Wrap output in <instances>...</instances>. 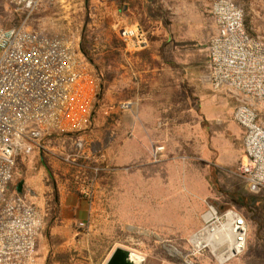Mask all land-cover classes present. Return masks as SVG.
I'll return each mask as SVG.
<instances>
[{"label": "crops", "instance_id": "obj_1", "mask_svg": "<svg viewBox=\"0 0 264 264\" xmlns=\"http://www.w3.org/2000/svg\"><path fill=\"white\" fill-rule=\"evenodd\" d=\"M201 1L175 0L170 6L176 18L169 23V30L187 42L202 31L200 27L207 26L205 51L200 47L197 54L210 85L207 45L216 25L211 4L203 5ZM136 26L140 27L137 22L127 27ZM132 43L125 44L119 68L120 104L129 102L130 108L123 110L119 104L115 110L111 108L103 114L104 135L102 141H95L96 149L92 151L97 156L96 163L89 167L93 176L79 188L82 191L79 194L59 192L58 217L50 226L51 235L59 231L70 235L72 228L79 229L77 224L83 222L86 229L79 230L87 235H105L117 232L118 228V233L152 234L162 244L185 241L201 228L203 204L208 198L207 170L202 171L201 166L209 165L222 176L232 178L244 162V129L234 121L240 128L236 126L240 163L230 172L218 167V160L225 157L222 147L225 136L218 129L222 128L223 114L218 112V104L223 106L227 95L236 106L234 92L196 83L187 75V63L192 59L182 48L171 47L172 63L165 64L161 53L167 55V51H160L161 44L156 43L157 49L146 41L138 49ZM105 100L109 106L113 104L108 93ZM259 109V122L264 125V117H260L264 105ZM157 146H163L164 150L155 160L153 152ZM186 149L192 150L186 153ZM185 178L198 189L195 203L183 192ZM41 239L37 241L36 264H45L49 255L70 254L71 244H41Z\"/></svg>", "mask_w": 264, "mask_h": 264}, {"label": "built area", "instance_id": "obj_2", "mask_svg": "<svg viewBox=\"0 0 264 264\" xmlns=\"http://www.w3.org/2000/svg\"><path fill=\"white\" fill-rule=\"evenodd\" d=\"M6 1L25 16L16 27L0 28V264H36L43 214L35 202L11 188L16 159L33 148L42 149L47 136L84 130L100 84L77 40L25 26L44 0ZM210 11L216 25L207 45L210 86L234 92L232 117L244 129V162L236 175L249 190H264V125L259 122V108L264 105V39L246 31L243 10L233 0H213ZM118 35L124 44L134 42L138 49L146 45L138 26L122 28ZM130 105L123 102L120 108ZM163 150V146L154 148L155 160ZM210 211L212 219L203 221V227L211 222L225 224L215 240L232 251L244 250V217L234 209L218 213L208 206L205 213ZM77 227L86 229L83 222Z\"/></svg>", "mask_w": 264, "mask_h": 264}, {"label": "rangeland", "instance_id": "obj_3", "mask_svg": "<svg viewBox=\"0 0 264 264\" xmlns=\"http://www.w3.org/2000/svg\"><path fill=\"white\" fill-rule=\"evenodd\" d=\"M212 1L202 0L201 3L209 5ZM233 1L243 10L246 31L264 39V0ZM174 2L175 0H44L25 25L28 29L47 35L71 37L79 44L86 42L95 64L111 78L94 118L84 130L70 136L62 134L47 136L41 142L42 149L33 148L29 155L16 159L11 188L17 191V185L21 182L20 193L26 195L41 209L44 221L41 244H71L69 247L71 251L67 257L50 256V264H104L116 247L139 255L142 258L139 264H218L208 250L195 251L189 238L185 241L176 240L173 244H162L152 234L118 233V228L116 233L105 235H87L76 227L72 228L70 235L62 231L51 235L50 231V226L53 225L55 192L58 195L60 191L77 194L82 192L80 189L93 176L89 167L95 166L96 163L94 160L97 156L92 151L96 149L95 141L97 139L102 141L104 135L106 122L103 114L109 112L111 108L115 110L120 104L122 87L119 68L125 55V46H121L123 41L118 35L120 29L136 22L141 28L142 22L147 27L148 34L154 37L153 42L148 44L157 49L156 43L161 44L160 51H167V55L161 53V60L165 64L172 63L173 58L169 51L173 46L182 48L181 50L185 51V54L188 53L192 59L187 63V75L196 83L210 89L203 69L198 64L197 54L200 47L203 52L205 51L206 41L203 39L207 26L200 27L202 31H197L194 37L184 42L181 35L173 34L169 30V23L176 18V12L171 8ZM24 16L21 12H15L6 0H0V28L18 26ZM123 86V94L126 95V85ZM107 93L113 100L111 106L105 100ZM234 108L233 99L227 95L223 99V106L220 102L218 104V112L223 114L222 128L218 129H221L225 136L222 141L225 157L218 160V167L228 172L231 168L234 170L240 163L241 154L236 132L238 125L230 116ZM260 117H264V112L260 113ZM84 136L86 137L82 138ZM84 139L88 142H84ZM90 142L94 148L90 146ZM191 150L186 149V153ZM42 161L50 171L51 177L43 167ZM201 169L207 170L208 183V198L205 205L202 203L201 228L204 226L202 216L208 206H212L218 213L234 209L247 223L245 250L224 264H264V190L248 192L245 183L237 175L232 178L222 176L218 169H211L209 165L207 168L201 166ZM183 192L195 203L196 195H199L198 189L194 184L190 185V182L188 184L186 178ZM249 197H255L260 201L255 207L246 206L245 202ZM67 238L70 240L67 241ZM173 251L178 253L175 254Z\"/></svg>", "mask_w": 264, "mask_h": 264}, {"label": "bare ground", "instance_id": "obj_4", "mask_svg": "<svg viewBox=\"0 0 264 264\" xmlns=\"http://www.w3.org/2000/svg\"><path fill=\"white\" fill-rule=\"evenodd\" d=\"M213 214V211L205 213L202 216L203 221L209 222L212 219ZM224 225H217L215 222H211L207 226L199 229L196 233L192 234L189 238V242L193 245L195 251L202 252L208 250L218 264H224L233 257L240 255L245 250L244 248V250L232 251V248L225 242L215 240L218 238V231H220ZM131 257L137 264L142 260V258L136 254H131Z\"/></svg>", "mask_w": 264, "mask_h": 264}, {"label": "trees", "instance_id": "obj_5", "mask_svg": "<svg viewBox=\"0 0 264 264\" xmlns=\"http://www.w3.org/2000/svg\"><path fill=\"white\" fill-rule=\"evenodd\" d=\"M141 29L145 35V39L147 41V43H152L153 40H154V37L150 36V34H148V30H147V27H145L143 25V23L141 22ZM125 44L124 42L121 43V46L124 47ZM79 48L82 52V54L84 55V57L86 58V60L89 62V64L94 68L96 74H97V77L99 79V84H100V91H99V95H98V98H97V101L95 103V107H94V110H93V114H92V117H91V120L94 118L95 114H96V111L98 110V107L100 105V102L102 101L103 97H104V94L110 84V77H107L106 74H104L101 70H100V67H98L95 62H94V59L92 57V54L91 52L88 50V48L86 47V42H83L82 44H79ZM64 136H70L71 134H62ZM42 165L43 167L45 168L47 174L50 176V171L48 170L47 166L43 163L42 161ZM51 177V176H50ZM58 199H59V195L57 192H55V200H54V206H53V214H52V220L53 222L55 221V219L58 217ZM260 200L255 198V197H249L247 199V202H245L246 206H250V207H255L256 206V203L259 202ZM51 260H50V255L46 261L45 264H50Z\"/></svg>", "mask_w": 264, "mask_h": 264}, {"label": "water", "instance_id": "obj_6", "mask_svg": "<svg viewBox=\"0 0 264 264\" xmlns=\"http://www.w3.org/2000/svg\"><path fill=\"white\" fill-rule=\"evenodd\" d=\"M21 182L17 185V192L20 193ZM177 254V251H173ZM104 264H137L131 257V252L121 247L113 249Z\"/></svg>", "mask_w": 264, "mask_h": 264}]
</instances>
